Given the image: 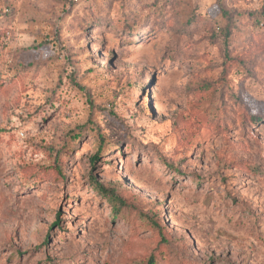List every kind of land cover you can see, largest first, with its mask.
Wrapping results in <instances>:
<instances>
[{
  "label": "rangeland",
  "instance_id": "374dc122",
  "mask_svg": "<svg viewBox=\"0 0 264 264\" xmlns=\"http://www.w3.org/2000/svg\"><path fill=\"white\" fill-rule=\"evenodd\" d=\"M0 264H264V0H0Z\"/></svg>",
  "mask_w": 264,
  "mask_h": 264
},
{
  "label": "trees",
  "instance_id": "16d2710c",
  "mask_svg": "<svg viewBox=\"0 0 264 264\" xmlns=\"http://www.w3.org/2000/svg\"><path fill=\"white\" fill-rule=\"evenodd\" d=\"M227 34V33H226ZM225 34V38H227V35ZM99 153H95L91 160L92 162H95L96 159L99 157ZM92 186L94 189L99 192L101 195H103L104 198L107 199L109 203L112 204L114 210H113V216H117L119 214V211L121 208L127 205L126 201L118 194L116 188L111 185H104L100 182H98L95 177H91Z\"/></svg>",
  "mask_w": 264,
  "mask_h": 264
}]
</instances>
